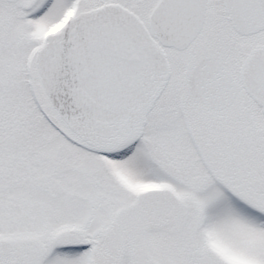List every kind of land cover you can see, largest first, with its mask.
Instances as JSON below:
<instances>
[{
	"label": "snow or ice",
	"instance_id": "1",
	"mask_svg": "<svg viewBox=\"0 0 264 264\" xmlns=\"http://www.w3.org/2000/svg\"><path fill=\"white\" fill-rule=\"evenodd\" d=\"M0 264H264V0H0Z\"/></svg>",
	"mask_w": 264,
	"mask_h": 264
}]
</instances>
